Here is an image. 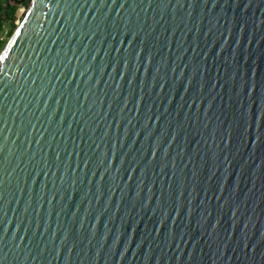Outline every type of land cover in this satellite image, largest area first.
I'll use <instances>...</instances> for the list:
<instances>
[{"label": "water", "instance_id": "1", "mask_svg": "<svg viewBox=\"0 0 264 264\" xmlns=\"http://www.w3.org/2000/svg\"><path fill=\"white\" fill-rule=\"evenodd\" d=\"M22 2L0 264H264V0Z\"/></svg>", "mask_w": 264, "mask_h": 264}, {"label": "trees", "instance_id": "2", "mask_svg": "<svg viewBox=\"0 0 264 264\" xmlns=\"http://www.w3.org/2000/svg\"><path fill=\"white\" fill-rule=\"evenodd\" d=\"M20 5L16 0H0V55L3 51L7 36L12 35L17 27V11ZM6 26H8L7 30Z\"/></svg>", "mask_w": 264, "mask_h": 264}, {"label": "rangeland", "instance_id": "3", "mask_svg": "<svg viewBox=\"0 0 264 264\" xmlns=\"http://www.w3.org/2000/svg\"><path fill=\"white\" fill-rule=\"evenodd\" d=\"M28 9H29V7L26 4H21L19 6V9L17 11V19H16V25H17V27L21 23V21L23 20V18L25 17L26 12H27ZM16 28H15V30H16ZM7 29H8V26H6V30ZM15 30L13 31V33L15 32ZM13 33H12V35H13ZM12 35L7 36V38L5 40L4 48L6 47L7 43L9 42L10 38L12 37ZM4 48H3V50H4Z\"/></svg>", "mask_w": 264, "mask_h": 264}, {"label": "flooded vegetation", "instance_id": "4", "mask_svg": "<svg viewBox=\"0 0 264 264\" xmlns=\"http://www.w3.org/2000/svg\"><path fill=\"white\" fill-rule=\"evenodd\" d=\"M17 2H19L20 4H23L25 2H22V0H16Z\"/></svg>", "mask_w": 264, "mask_h": 264}]
</instances>
